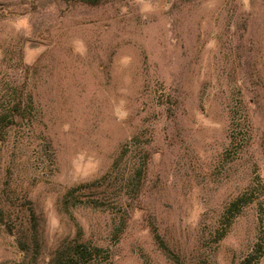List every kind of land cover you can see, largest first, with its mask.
Instances as JSON below:
<instances>
[{
	"label": "rangeland",
	"instance_id": "rangeland-1",
	"mask_svg": "<svg viewBox=\"0 0 264 264\" xmlns=\"http://www.w3.org/2000/svg\"><path fill=\"white\" fill-rule=\"evenodd\" d=\"M17 91L0 264H264V0H0V109Z\"/></svg>",
	"mask_w": 264,
	"mask_h": 264
},
{
	"label": "trees",
	"instance_id": "trees-1",
	"mask_svg": "<svg viewBox=\"0 0 264 264\" xmlns=\"http://www.w3.org/2000/svg\"><path fill=\"white\" fill-rule=\"evenodd\" d=\"M69 2H81L88 5H98L104 1L108 0H63ZM23 91H17L14 94L16 96V100L10 102L8 105H1L0 109V139L4 138L5 130L7 126L16 122L18 118L24 116L26 112L31 108L30 103H24L23 99ZM241 119H238L235 116L231 117L230 120V141L229 145L236 144L239 140L238 130L241 127V123H239ZM79 189V187H73L67 193L69 198H74V191ZM66 196V197H67ZM65 197V199H67ZM64 199V200H65ZM253 199L251 197L247 198L246 193H242L237 196L235 199L230 201L228 205L225 207L224 214L228 216V221H231L240 213L243 206L247 203L251 202ZM90 202V201H89ZM1 213V210H0ZM20 245L27 247L25 241L20 240ZM102 249L95 245L87 244L83 241L66 245L65 247L57 250L55 256L51 259V264H71V262H88L93 257L99 256V251Z\"/></svg>",
	"mask_w": 264,
	"mask_h": 264
}]
</instances>
